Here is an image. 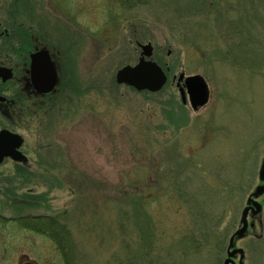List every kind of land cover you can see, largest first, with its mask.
<instances>
[{
    "label": "rangeland",
    "instance_id": "obj_1",
    "mask_svg": "<svg viewBox=\"0 0 264 264\" xmlns=\"http://www.w3.org/2000/svg\"><path fill=\"white\" fill-rule=\"evenodd\" d=\"M14 24L54 43L63 79L38 107L17 79L0 86L21 108L28 159L0 166V264H65L20 224L42 216L69 232L76 264H225L263 184L264 0H0V33ZM148 44L165 87L119 85ZM182 73L209 86L198 112ZM259 202L258 227L236 242L245 264H264Z\"/></svg>",
    "mask_w": 264,
    "mask_h": 264
},
{
    "label": "water",
    "instance_id": "obj_2",
    "mask_svg": "<svg viewBox=\"0 0 264 264\" xmlns=\"http://www.w3.org/2000/svg\"><path fill=\"white\" fill-rule=\"evenodd\" d=\"M142 53L140 60L135 66H126L118 71L116 80L119 85H126L142 92L148 91L150 93L160 92L168 82L166 72L156 62L152 60L154 49L148 44L141 45ZM0 77L4 81L11 80L13 75L11 71L4 74L5 69L0 68ZM33 81L40 93H49L55 89L58 84V75L54 64L50 59L48 52H41L33 57ZM184 81V82H183ZM183 82V85H182ZM182 102L190 104L195 112L206 107L210 102V89L206 80L200 76L186 77L182 73L177 84ZM24 143V139L9 131H2L0 133V165L6 159H12L15 163H27V157L21 153L20 149ZM260 179L264 181V161L260 170ZM264 195V185L258 186L255 192L248 199V207L243 211L240 228L230 238L227 259L225 264H236L234 259L239 255V264H244L245 253L243 249H236L237 240H241L248 232L249 211L252 210L255 215L262 212V205L257 201ZM22 264H36L27 259L22 260Z\"/></svg>",
    "mask_w": 264,
    "mask_h": 264
},
{
    "label": "flooded vegetation",
    "instance_id": "obj_3",
    "mask_svg": "<svg viewBox=\"0 0 264 264\" xmlns=\"http://www.w3.org/2000/svg\"><path fill=\"white\" fill-rule=\"evenodd\" d=\"M30 31L31 30H27V32H25V38L23 39V42H21V46H19L20 44L18 41L22 40L17 37V34L14 33L13 29L12 31L5 29L0 33V59H3L0 60V68L5 69L4 74L6 76L8 71H11L13 75L12 79L8 81H4L3 78L0 77V86L8 89L7 85L17 79L18 82H21L20 87H22V92L27 96L29 102H32L34 107H38L43 103L41 101L36 103L37 100H42L54 93H57V89L61 86L60 84H62L63 66L59 62L60 52L57 53L55 45L52 46L50 44L52 41H44L43 39L40 40ZM16 43L18 48H15ZM41 52H48L58 75V84L55 89L49 93H40L33 81V57ZM19 58L22 59L23 64L17 69L14 63L16 59L19 62ZM5 94L8 95L7 93L0 91V133L2 131H9L13 134L20 135L17 128L13 125V117L14 113L19 112L21 108L18 107L16 103L17 101L13 94H10L9 96H6ZM30 109L37 108L30 107ZM21 137L23 138V136ZM20 151L22 154H27L25 140ZM262 183V185H264V181ZM261 199H264V195L261 196L258 201ZM260 214L255 215L252 210L249 211L248 233L252 232L258 227L259 223L257 220L260 218ZM239 259V255L236 257V259H234L236 264H239Z\"/></svg>",
    "mask_w": 264,
    "mask_h": 264
},
{
    "label": "trees",
    "instance_id": "obj_4",
    "mask_svg": "<svg viewBox=\"0 0 264 264\" xmlns=\"http://www.w3.org/2000/svg\"><path fill=\"white\" fill-rule=\"evenodd\" d=\"M129 1V0H128ZM15 25V26H14ZM12 28L16 30L17 37L23 40L24 29L19 28L16 24H14ZM31 222H24L20 219V224H22L26 228H30L37 233L46 234L54 243L58 246L65 264H76V260L74 257V251H68L67 249L70 247L71 236L69 232H67L66 228L61 227V222L59 219L50 218V217H33L30 219Z\"/></svg>",
    "mask_w": 264,
    "mask_h": 264
}]
</instances>
